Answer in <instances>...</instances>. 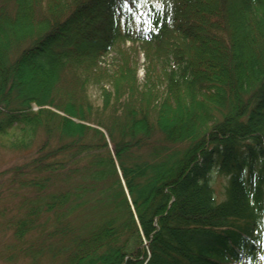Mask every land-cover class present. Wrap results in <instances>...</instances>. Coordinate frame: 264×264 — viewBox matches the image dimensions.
Listing matches in <instances>:
<instances>
[{
  "label": "trees",
  "instance_id": "1",
  "mask_svg": "<svg viewBox=\"0 0 264 264\" xmlns=\"http://www.w3.org/2000/svg\"><path fill=\"white\" fill-rule=\"evenodd\" d=\"M165 34L140 83L124 60L94 73L120 38ZM16 128L6 262L264 264V0L1 3L0 136Z\"/></svg>",
  "mask_w": 264,
  "mask_h": 264
},
{
  "label": "rangeland",
  "instance_id": "2",
  "mask_svg": "<svg viewBox=\"0 0 264 264\" xmlns=\"http://www.w3.org/2000/svg\"><path fill=\"white\" fill-rule=\"evenodd\" d=\"M5 1L8 0H0V5ZM172 40L173 39L169 38L167 34H165L160 45L153 44L149 46L145 43L128 41L126 39L120 38V40L114 44L112 50L107 55H100V57L96 59V65L92 69L95 71V74H105V76H108L116 71L117 67L121 65L122 61L124 60L126 62V66L130 69H133L134 80L137 83H140L143 81V76L147 71L146 68L150 65L147 56H150V58H153V60L156 59V57H161L163 50L167 48V44L172 42ZM160 60H163V58L157 59L155 62V68L157 71L160 69ZM100 85H102L104 89H107V85L104 84V82H101L98 85H88L89 87L86 93L88 94L90 102L93 104H99L98 88ZM33 109L36 110L34 106ZM24 134L25 133L19 128H16L9 130L6 135L0 136V173L8 170L12 166L25 162L24 159L26 157V153L16 151L14 152L12 150L6 149L10 143H16L22 139H25ZM10 174L11 173L0 175V210H5L4 214L6 219L11 215L10 213L16 215L15 209L10 212L8 211L12 205L20 204V199L25 194V190L21 189V187L16 184L7 188ZM212 179V189L214 194L222 191L224 185H227V180L224 178V176L222 177L221 175H217L213 176ZM12 245L18 246L15 239L9 236V233L0 227V255L1 253L9 254L11 252ZM262 263L263 259H259L258 264ZM0 264H32V261L23 257L17 258L12 262H6L3 258H0ZM34 264H51V261L48 259V257H44V259L38 260Z\"/></svg>",
  "mask_w": 264,
  "mask_h": 264
}]
</instances>
